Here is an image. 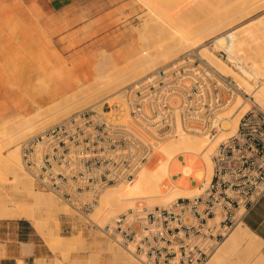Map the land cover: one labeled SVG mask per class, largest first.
Returning a JSON list of instances; mask_svg holds the SVG:
<instances>
[{
  "label": "built area",
  "instance_id": "built-area-1",
  "mask_svg": "<svg viewBox=\"0 0 264 264\" xmlns=\"http://www.w3.org/2000/svg\"><path fill=\"white\" fill-rule=\"evenodd\" d=\"M123 92L129 122L110 115L117 105L108 100L81 109L26 139L23 166L36 188L54 193L141 264H204L264 195V109L194 51ZM237 94L250 107L213 152L203 192L164 206L138 205L103 226L91 218L99 192L131 182L159 141L179 131L213 136L218 115Z\"/></svg>",
  "mask_w": 264,
  "mask_h": 264
},
{
  "label": "bare ground",
  "instance_id": "bare-ground-1",
  "mask_svg": "<svg viewBox=\"0 0 264 264\" xmlns=\"http://www.w3.org/2000/svg\"><path fill=\"white\" fill-rule=\"evenodd\" d=\"M144 1L151 7L157 4V0ZM260 4H264V0H238L237 7L231 12L222 11L203 15L204 17L200 18L192 28L180 26L170 28L167 40L161 44H148L152 48L147 49L141 57L129 60L120 67L113 66L112 70L105 69L99 62L94 78L79 87L78 91L65 95L61 102L56 101L49 108L37 106L32 113L15 117L19 120L12 122L7 128H4L5 124L4 127L1 126L4 128L2 131L6 132L5 146L13 145V147L6 154L2 153L3 149L0 150V182L6 183L7 175L11 174V181L16 186L17 193L9 194L10 190H7L5 195V192L0 195V216L10 219H30L41 230L38 212H45L48 219L55 221L57 211L72 210L67 204L56 201L51 193L32 187V176L22 167V152L19 147L20 138H23L26 131L38 125L39 121L65 110L69 104L88 98L96 99L106 93L113 96V101L110 102L117 105L116 109L110 111V115L129 122V109L125 102L123 87L149 75L160 63L166 64L171 61L189 44L202 45L203 37L215 38L213 44L224 48L228 55L225 59L203 45L201 50H204L203 53L211 66L226 76L241 78L245 82V88L243 89L244 85L239 83H236L237 86L247 93L250 92L252 84L244 75L257 79L264 73V17L254 18L235 28H230V25L247 8ZM194 32L195 36H200L196 40L193 38ZM152 34V30L146 26L138 31L139 38L143 42L148 41ZM131 47V54H135L134 46ZM231 65L241 73L235 71ZM255 86L254 100L260 106H264V82L256 86L257 89ZM237 95L231 103L222 108V112L218 115V120H221L220 127L213 136L179 131L173 136L164 138L159 141L152 157L139 169L131 182L121 181L104 187L99 192L98 201L92 212L100 219L96 220L97 223L103 226L111 222L120 212H126L138 205L164 206L177 198L194 197L203 192L212 177L213 152L222 140L236 130L240 117L250 107L248 101L242 100L241 96ZM234 101L235 104H232ZM12 188L14 189L13 186ZM59 204L60 208H57ZM218 216L215 217L216 221ZM242 221L227 233L204 264H264L260 236ZM55 222L57 225V221ZM48 234L54 233L50 230ZM53 236L57 240L58 237ZM115 252L119 264H135L134 260L122 251L119 252L117 249Z\"/></svg>",
  "mask_w": 264,
  "mask_h": 264
},
{
  "label": "crops",
  "instance_id": "crops-1",
  "mask_svg": "<svg viewBox=\"0 0 264 264\" xmlns=\"http://www.w3.org/2000/svg\"><path fill=\"white\" fill-rule=\"evenodd\" d=\"M20 39L32 42L33 77L13 85L0 67V115L34 112L90 82L101 54L134 37L133 0H13ZM44 72V84L40 73ZM39 81V82H38ZM33 83L34 89L26 92ZM243 223L264 240V195ZM0 264H54V254L25 219L0 218Z\"/></svg>",
  "mask_w": 264,
  "mask_h": 264
},
{
  "label": "rangeland",
  "instance_id": "rangeland-1",
  "mask_svg": "<svg viewBox=\"0 0 264 264\" xmlns=\"http://www.w3.org/2000/svg\"><path fill=\"white\" fill-rule=\"evenodd\" d=\"M11 1L13 0H0V67H2L5 70L4 74L10 80V83L15 85L16 87L19 80L28 79V77L31 76L33 77L32 62L35 58L33 55L28 54V48L33 47L32 42L30 43L27 41L26 44H24L23 40L20 39L21 37V33L19 29L20 25L18 24V20L16 18L18 15V10L13 4H11ZM133 1L136 7L135 17H134L135 26H134L133 40L127 47L118 51L117 53L101 54V56L97 61V64L95 65V68L97 67L99 62H101L104 68L107 70L108 69L112 70L113 66L120 67L125 63H127L129 60L131 61L137 57H141L142 55H144L147 52V49L152 48L148 44L151 45L153 43L161 44L165 42L170 35L169 33L170 28L176 26H180L184 28H192L196 25V22L200 18L204 17L203 15L214 14L222 11L231 12L237 7V3H238V0H204V1L157 0L156 6L151 7L149 3L147 4L144 0H133ZM260 16L264 17V4L250 6L245 11H243V13L239 15L235 21H233V23L230 25L231 26L230 28H235L241 24L248 22L249 20L258 18ZM144 26L151 29L153 33L149 37L148 41L146 42L144 41L146 45L143 44L144 43L143 40L139 38L140 35H138V31L140 29H143ZM193 35H194L193 36L194 40L200 37V36H195V32ZM203 39L204 41L202 45L194 46V44L192 43L189 44L185 49H183L179 53V55H177L171 61L167 62L166 64L160 63L158 68L166 67L167 65L168 66L172 65V63L181 60L188 51H194L198 57L203 59L207 64L211 65L209 60L203 53L204 50H201L203 45L210 48L217 55L227 59L228 55L225 49L221 47L219 48V46L213 44L215 42V38L206 36L203 37ZM132 45L136 50L135 54H131ZM231 66L239 74L241 73L233 65ZM158 68L152 70L149 73V75H151ZM96 70L93 73H91V76L96 73ZM149 75L139 79V81L144 80ZM230 77L236 83H239L240 85H244L242 86L243 89L245 88V82L241 78L234 76H230ZM244 77L249 79V82L252 84L250 88L252 92L250 91L248 93L251 96V99H255L253 96L254 93L253 90L255 91L254 86L262 85V82H264V73L261 74V77L257 79L253 77L250 78L245 75ZM39 78H41L42 84H44L45 83L44 72L40 73ZM139 81L137 80L136 82ZM32 86L33 83H31V86H29V88L28 87L26 88V92L32 91L34 89V87ZM126 86L127 85L123 87V90L125 89ZM75 91H78V89H76ZM110 95L111 94L108 95V93H106L105 95H101L102 97L99 96L100 99L90 98L89 100L88 98V99L80 100L77 103L69 104L65 107L66 108L65 110L61 111L62 113L57 112L56 115L55 114L51 115V117L49 116L48 118H45L43 121H39L38 125L36 124L37 126L34 125L33 128L28 130L29 132L26 131L27 134L24 133L23 138L21 137L22 139L20 138L19 147L21 152H22V143L29 137L46 130L47 128L58 123L65 117L81 109H84L89 106H96L98 104H102L104 100H108L109 102L111 100L113 101V96L111 95L110 97ZM237 96H241V95L239 94ZM241 98L243 100L242 96ZM61 99L63 98L61 97L55 99L54 101L50 102L47 105H44L43 107L45 109L49 108L52 105H54L56 101L57 103H59L58 101H60ZM247 101L249 102V104H251L249 100ZM235 102L236 101H234L232 104H235ZM261 107L264 109L263 105H261ZM14 114L15 113L0 115V136H1L0 139L3 140V143L6 141L5 139L6 132H4L5 130L2 131V128L4 127L3 125L5 124L4 128H7V126H9L12 122L19 120V118H15L16 116H14ZM2 140L0 141V150L3 149L2 153L6 154L12 149L13 145L5 146L6 142L3 144ZM22 167L25 170L24 166ZM11 179H12V175L8 174L7 179H5L6 183L3 184L4 181L0 182V195L3 194V192H5L4 193L5 195L7 190H10L8 191L9 194L17 193L16 191L17 188L13 184ZM31 179H32V187L38 190H42L36 188L32 177ZM10 182H11V186H10ZM12 186L14 187V189L12 188ZM11 191L12 193H10ZM42 191L51 193L55 197V200L58 201L60 204L62 203L67 204L65 201L58 198L54 193L46 190H42ZM60 204L57 205V208H60ZM68 206L70 207V205ZM37 214H38L37 215L38 221L40 223V229L42 231L39 230L37 226L30 219H25V218H20V219H25L28 223H30L32 227L40 234L42 239L47 243V245L51 248L54 254V264H119L117 262L116 255H114L117 249L119 252L122 251L127 256L131 257L134 260L135 264H141L133 255H131L128 251H126L115 241L103 235L97 229H90L87 226L86 218L81 214H78L73 208L71 211H57V219L55 220L57 221V225L55 221L48 219L45 212L40 211ZM90 216L92 219L93 218L95 219V220L93 219L95 222H98L96 220H100L96 217L95 214L93 215L91 213ZM0 218L3 217L0 216ZM71 225L73 226L72 230L70 228ZM50 230H52L54 234L52 235L48 234V231ZM49 235L51 237H49ZM53 235L58 237L57 240L54 239ZM260 240H261V251L264 257V240L261 238V236H260ZM113 248L115 249L114 251L111 250Z\"/></svg>",
  "mask_w": 264,
  "mask_h": 264
}]
</instances>
